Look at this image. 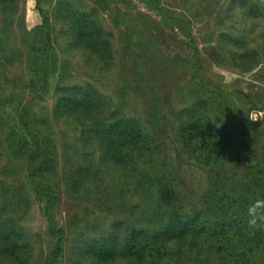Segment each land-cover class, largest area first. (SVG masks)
<instances>
[{
  "label": "trees",
  "instance_id": "1",
  "mask_svg": "<svg viewBox=\"0 0 264 264\" xmlns=\"http://www.w3.org/2000/svg\"><path fill=\"white\" fill-rule=\"evenodd\" d=\"M92 2L36 0L45 34L31 45L18 0H0V264H264V229L250 228L247 216L264 198V143L238 122L254 126L246 115L259 103L236 90L234 105L231 89L202 74L194 45L189 99L169 116L179 158L209 166L208 186L189 188L148 124L126 111L121 87L111 95L66 80L74 55L100 74L115 62L114 33L101 18L111 2ZM145 2L184 27L162 0ZM216 17L220 28L203 39L207 54L239 72L255 69L264 57V0H224ZM40 102L46 108L37 111ZM51 116L66 125L61 150ZM20 172L25 189L13 181ZM30 195L48 236L37 256L25 224ZM63 196L80 204L65 223L57 217Z\"/></svg>",
  "mask_w": 264,
  "mask_h": 264
},
{
  "label": "rangeland",
  "instance_id": "2",
  "mask_svg": "<svg viewBox=\"0 0 264 264\" xmlns=\"http://www.w3.org/2000/svg\"><path fill=\"white\" fill-rule=\"evenodd\" d=\"M53 1L44 0L43 4L47 7ZM83 1L93 4L92 0ZM110 2L111 8L101 12V18L103 25L114 33L116 54L113 66L105 74H100L86 66L79 55H74L69 57L70 64L67 67L69 75L66 80H89L111 95L121 87V92L127 94L126 111L148 124V127L156 134L167 160L177 167L186 185L195 190L206 188L209 184V166L199 165L195 157L187 154L182 153L179 158L177 131L174 122L172 123L169 118L171 105L176 107L182 103V99L187 98V87L189 83H192L189 68L193 65L194 45L199 51L198 55L203 58L202 74L231 89L229 97L234 105L241 102L235 93L236 90L248 93L250 99L259 103L261 109L250 112L253 119H259L253 123L254 126L246 125V119L238 122L245 124L249 131L255 133V138L263 143L264 57L255 69L239 72L236 68L217 65V62L207 54L206 41L203 39L212 30L218 29L216 12L224 0H201L204 4L200 8L197 7V3H194L192 7V3H184L183 0H162V4L169 8L173 15L182 17L185 22L183 28L172 21L165 22L161 12L149 6L145 0H110ZM18 4V13L24 18L29 30L28 42L31 45L38 44L45 31L38 27L41 16L36 8V0H18ZM142 36L151 40L149 47L145 46V43L141 45ZM59 52L61 58H67L65 54ZM13 68L15 72L22 71V64L16 63ZM52 104L53 99L47 103L48 108L52 109ZM40 106L44 109L46 103L40 102L35 109L39 111ZM50 118L61 150V138L66 125L61 121H55L52 116ZM59 157L60 172H62L63 162L61 156ZM2 163L3 161L0 164ZM23 175L20 172L13 181L25 189L22 185ZM30 197L29 213L25 224L35 234V255L37 256L42 250L48 248V236L46 220L40 213L33 196L30 195ZM79 206L78 202L63 196L61 211L57 212L59 222L65 223L68 215ZM57 264H68V261L63 258Z\"/></svg>",
  "mask_w": 264,
  "mask_h": 264
},
{
  "label": "clouds",
  "instance_id": "3",
  "mask_svg": "<svg viewBox=\"0 0 264 264\" xmlns=\"http://www.w3.org/2000/svg\"><path fill=\"white\" fill-rule=\"evenodd\" d=\"M251 122H257L259 119H253L252 113L246 115ZM248 225L253 229H264V198L254 200L247 208Z\"/></svg>",
  "mask_w": 264,
  "mask_h": 264
}]
</instances>
